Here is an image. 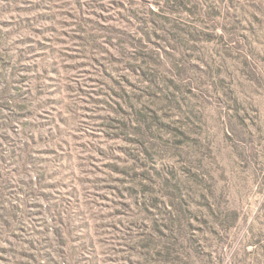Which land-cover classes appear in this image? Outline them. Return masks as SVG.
Segmentation results:
<instances>
[{
	"label": "rangeland",
	"instance_id": "1",
	"mask_svg": "<svg viewBox=\"0 0 264 264\" xmlns=\"http://www.w3.org/2000/svg\"><path fill=\"white\" fill-rule=\"evenodd\" d=\"M0 264H264V0H0Z\"/></svg>",
	"mask_w": 264,
	"mask_h": 264
}]
</instances>
